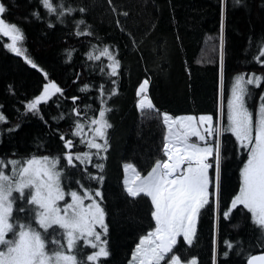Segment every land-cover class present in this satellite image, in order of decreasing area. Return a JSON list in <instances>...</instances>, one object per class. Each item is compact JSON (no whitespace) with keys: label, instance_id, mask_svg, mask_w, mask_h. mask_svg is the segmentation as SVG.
<instances>
[{"label":"trees","instance_id":"obj_1","mask_svg":"<svg viewBox=\"0 0 264 264\" xmlns=\"http://www.w3.org/2000/svg\"><path fill=\"white\" fill-rule=\"evenodd\" d=\"M0 2L8 9L2 14L3 18L21 28L25 35L22 42L25 53L38 66L31 67L22 57L6 49L4 45L8 39L0 34V112L7 117V122H0V156L8 158L13 152L17 156L31 152L56 154L63 151V142L59 139L61 132L74 139L78 145L76 150L83 151L79 138L71 136L74 119L69 113L73 106L71 97H78L75 103L82 111L85 103H91L98 111L96 89L101 83L111 89V79H117V94L108 101L112 109L108 119L113 127L108 130L110 147L104 161L102 185L108 226L106 238L111 253L104 264H127L139 235L148 230L151 203L147 197L127 196L122 186L123 164L133 163L142 175H146L155 159L162 156L164 135L162 117L157 111L146 109L142 113L137 110V87L148 78V95L156 109L173 116L198 118L208 114L215 117L220 102L226 111L228 89L234 76L241 72L264 75V63L259 62L264 61V56L258 44L264 40V0H242L238 5L233 0H225L223 49L220 0H112L111 6L108 0H68L73 6H84L87 11L74 12L67 17L66 26L56 22L54 15H48L39 0ZM33 9L39 11L42 19L30 16ZM73 17L83 18L100 39L75 36ZM117 20L124 31L117 27ZM49 21L53 23L51 28ZM91 45L98 49L107 45L116 54L122 62L119 78L110 79L101 73V67L108 63L106 57L100 60L86 57ZM65 49H75L70 60ZM48 80L63 88L64 96L56 93L39 106L45 118L42 120L39 115L26 112L24 102L38 95ZM85 83L91 88L87 92L78 91ZM250 88L253 95L249 105L254 110L264 84ZM61 111L69 115L53 121L51 117ZM9 128L14 131L9 132ZM38 141L44 145L39 151ZM222 154L221 212L216 217L218 264H246L245 256L237 255L238 248L243 247L252 254L264 249L257 243L258 230L240 206L239 210H233L229 220L222 215V210L238 191L242 165L235 138L230 133L222 136ZM212 163L209 171L214 176V160ZM88 167L89 171H96L91 165ZM69 172L74 177L83 176V172L78 173L76 169H69ZM83 183L99 186L87 179ZM72 186L76 187L74 179ZM213 219L211 210L204 212L198 221L193 246L185 245L181 238L178 240V247L186 250V257L197 256L198 264H212ZM225 239L240 242L234 243L227 258L222 255L228 251ZM84 250L86 253L92 251L87 247Z\"/></svg>","mask_w":264,"mask_h":264},{"label":"snow or ice","instance_id":"obj_2","mask_svg":"<svg viewBox=\"0 0 264 264\" xmlns=\"http://www.w3.org/2000/svg\"><path fill=\"white\" fill-rule=\"evenodd\" d=\"M108 2L111 6L112 0ZM233 2L238 5L242 0ZM39 5L65 26L67 17L74 12L83 14L87 11L84 6H73L68 0H39ZM220 5V44L223 49L225 0H220ZM7 10L0 2V34L9 40L4 47L22 57L26 64L38 68L22 46L25 35L21 28L3 18L2 14ZM112 10L116 11L114 7ZM30 16L42 19L37 9H33ZM71 22L75 36H95L91 25H87L83 18L73 17ZM116 25L124 31L119 20ZM48 27H53L51 21ZM95 39L100 38L95 36ZM258 44L259 52L264 56V40ZM74 51L65 49L68 60ZM85 55L89 60L106 57L108 63L100 70L108 78L121 75L122 62L109 46L98 49L91 45ZM44 75L47 79V73ZM262 81L264 75L238 73L228 89L226 111L220 102L215 117L202 114L198 118L159 111L148 95L149 79L145 78L139 84L136 108L142 113L146 109L157 111L162 117L164 135L160 149L162 156L155 159L146 175H142L133 163L123 164V185L127 196L133 199L147 197L151 203L148 230L139 235L127 264H198L197 256L186 257V250L178 247L177 238L182 236L185 245L193 246L198 221L207 210H211L214 217L212 264H218L216 217L221 212L222 136L225 133L235 138L242 165L239 167L238 191L222 210L223 218L229 220L233 210L240 206L258 230L257 243L264 249V91L259 93L254 110L249 105L253 95L250 86L259 87ZM111 84V89H106L104 83L96 89L99 93L95 97L99 103L98 111L91 103H85L82 111L75 103L78 97H71L73 106L69 113L74 117L71 136L79 138L83 151L76 150L78 145L74 139L61 132L59 139L63 142V151L56 154L31 152L17 156L13 152L8 158L0 156V264H104L111 255L102 192L104 161L110 147L108 130L113 127L108 119L112 110L108 101L117 94V79H111ZM90 88L91 85L85 83L78 91L87 92ZM56 93L64 96V89L48 80L38 95L24 102L25 111L44 120L39 106ZM56 104L59 108V101ZM69 113L61 111L51 119L58 122ZM0 122H7L2 112ZM43 147V142L38 141L37 151ZM213 160L214 176L209 171ZM89 165L96 170L94 173L89 171ZM69 169L83 172V176L74 177ZM73 179L76 187L72 186ZM84 179L95 181L99 186L85 185ZM234 243L240 242L224 240L228 249L222 253L224 258L229 256ZM85 247L92 251L86 253ZM241 254L245 256L246 264H264V251L252 254L240 247L237 255Z\"/></svg>","mask_w":264,"mask_h":264},{"label":"rangeland","instance_id":"obj_3","mask_svg":"<svg viewBox=\"0 0 264 264\" xmlns=\"http://www.w3.org/2000/svg\"><path fill=\"white\" fill-rule=\"evenodd\" d=\"M7 38V37H6ZM8 39V38H7ZM8 43H9V40H8ZM260 75V74H259ZM261 84H264V81H262L261 82ZM261 86V85H260ZM259 86V87H260ZM254 88H256V87H254ZM258 98H259V96H257ZM258 98H257V100L255 101V106H256V102L258 101ZM137 101V100H136ZM249 102H250V100H249ZM226 105H227V103H226ZM193 140L195 139V138H192ZM124 170H123V179H124ZM129 175H131V172H129ZM123 179H122V186H123V189H124V185H123ZM182 239L183 240V238H182V236L181 237H178L177 239L179 240V239Z\"/></svg>","mask_w":264,"mask_h":264}]
</instances>
